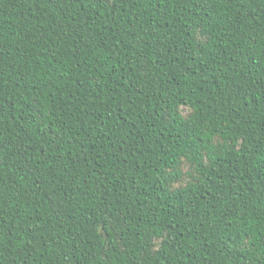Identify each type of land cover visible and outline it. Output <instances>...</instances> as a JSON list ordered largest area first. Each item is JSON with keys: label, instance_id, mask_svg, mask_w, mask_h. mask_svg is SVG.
<instances>
[{"label": "trees", "instance_id": "16d2710c", "mask_svg": "<svg viewBox=\"0 0 264 264\" xmlns=\"http://www.w3.org/2000/svg\"><path fill=\"white\" fill-rule=\"evenodd\" d=\"M0 264H264V0H0Z\"/></svg>", "mask_w": 264, "mask_h": 264}]
</instances>
